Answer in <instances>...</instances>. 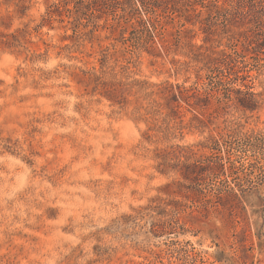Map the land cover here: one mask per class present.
<instances>
[{"label": "rangeland", "instance_id": "374dc122", "mask_svg": "<svg viewBox=\"0 0 264 264\" xmlns=\"http://www.w3.org/2000/svg\"><path fill=\"white\" fill-rule=\"evenodd\" d=\"M58 1L0 0V264H264V0L166 46L139 0Z\"/></svg>", "mask_w": 264, "mask_h": 264}, {"label": "trees", "instance_id": "16d2710c", "mask_svg": "<svg viewBox=\"0 0 264 264\" xmlns=\"http://www.w3.org/2000/svg\"><path fill=\"white\" fill-rule=\"evenodd\" d=\"M119 0H89L87 5L89 6V9L94 10H100L102 8H108L112 7L113 3L118 2ZM141 2L142 7L146 11V14L152 13L155 15L157 19H155L153 16H147L146 21L149 24L151 28V31H149L150 35L152 34V38L157 34L159 37V40L162 42L163 46H166L167 38L164 34V31L162 30V27L160 25V19L159 15H162L164 17L171 18L172 21H176V16H171L174 12L180 11L182 12L181 15L183 16L184 20L191 21L192 17L195 15L197 16L198 13L201 12V9H198L197 4H200L201 8H207V16L205 18V30H210V19L218 18L219 16L226 17L228 14H231L232 11L234 13V10H236V3H234V0H139ZM237 1V0H235ZM255 0H249V2H253ZM69 2V3H68ZM70 2L74 3V7L76 4L80 2V0H67L64 1L65 9L70 10L68 5ZM58 3H61V0L58 1ZM248 5H240L241 8H246ZM253 6V5H252ZM158 9L161 10V13L158 12ZM251 10V8H250ZM196 11H198L196 13ZM61 12V11H59ZM208 20V21H206ZM182 25V24H181ZM78 25H76L77 27ZM183 26V25H182ZM179 32V30H177ZM178 35V33H176ZM242 47H246V45H249V49H254V51H257L258 53H264V30L263 35L259 39H255L251 34L246 35L243 42H241ZM237 47L231 46V49L234 50L233 52H239L236 49ZM227 57H230V53L223 54V61L219 60L216 61L211 67H209L208 72L206 75L208 77L216 78V90L219 93L227 94L224 97H227L228 99H232V96L230 94V87L227 86V83H234L236 84L239 80H241V84L243 86H247V83H245L246 80L249 79L250 75L247 74V71L244 69L245 65L239 66L237 63H235L234 60H227ZM224 62V63H223ZM241 64H245L244 61H241ZM230 71V72H229ZM229 73V74H228ZM226 79V80H225ZM251 80V79H249ZM228 81V82H227ZM251 87V86H249ZM196 87H184L183 89L179 88V92L181 96H185L186 98L193 97L195 95H199L196 93ZM233 90L237 89L241 91L239 87L232 88ZM213 90V89H212ZM206 95L204 97H207L209 94V91H205ZM246 94H253V92L245 91ZM242 106H245L246 108H249L250 103H247V99H239ZM218 101H222L221 98H218ZM189 105L192 103L188 100L187 101Z\"/></svg>", "mask_w": 264, "mask_h": 264}]
</instances>
